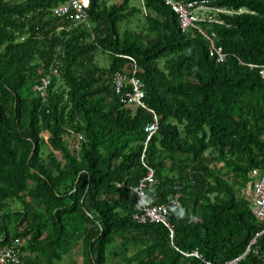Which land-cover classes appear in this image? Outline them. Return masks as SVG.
<instances>
[{
  "label": "trees",
  "instance_id": "1",
  "mask_svg": "<svg viewBox=\"0 0 264 264\" xmlns=\"http://www.w3.org/2000/svg\"><path fill=\"white\" fill-rule=\"evenodd\" d=\"M65 1L0 0V249L19 238L22 264H59L80 248L75 264L241 255L262 228L243 190L264 168V79L249 65L264 64V0H209L246 9L199 23L225 61L200 30H182L165 0H90L81 23L54 12ZM18 30L28 36L17 39ZM130 57L159 116L146 149L157 179L149 196L162 203L181 187L173 240L163 223L133 218L154 115L116 92L114 74L130 71ZM246 232L244 242L228 237ZM257 245L262 257L238 264H264V236ZM194 249L203 258L183 252Z\"/></svg>",
  "mask_w": 264,
  "mask_h": 264
},
{
  "label": "built area",
  "instance_id": "2",
  "mask_svg": "<svg viewBox=\"0 0 264 264\" xmlns=\"http://www.w3.org/2000/svg\"><path fill=\"white\" fill-rule=\"evenodd\" d=\"M165 2L177 13L180 26L184 32L190 31L191 29L200 30L211 40L210 54L215 56L218 61L226 60L228 54L222 47L215 45L213 37L207 34L200 27L199 23L201 21L223 23L224 20L217 17L219 13L231 15L239 14L246 11V9L234 10L226 7H217L212 5L209 0H165ZM89 3L90 0H66L64 3L58 5L54 9V12L59 16L67 15L76 22L81 23L88 20L89 14L87 6ZM130 58L132 63L129 65L128 69H130L131 72L117 71L114 74L116 92L119 94L123 102L136 107L146 108L154 115L153 120L148 122L145 126L147 138L145 141V149L142 154V162L146 168V172L139 182L133 187L137 198V209L133 214V218L139 223H163L169 228L170 237L173 240L175 236V228L171 218L173 213L181 206V187L180 185H176V191L170 195L167 201L162 203L153 202L149 196V190L154 187L157 179L156 168L146 159V149L149 141L159 130V116L154 109L150 108L146 104L144 82L136 75L138 71V64L133 57ZM249 65L252 68L257 67L260 75L264 79V64L250 63ZM45 83H47V80H45ZM40 88L44 89L45 85ZM253 174H258L259 176L253 182L252 201L250 207L256 219L262 224V228L251 238L246 250L241 255L226 260L224 264H238L241 259L246 257L251 252L259 257H262L257 243L264 236V168L262 170H255ZM20 242L21 240L17 238L13 242L12 246L10 245L0 249V264H22L18 251V245ZM183 252L186 256L203 258V254L198 249ZM208 263L220 264L215 262Z\"/></svg>",
  "mask_w": 264,
  "mask_h": 264
},
{
  "label": "rangeland",
  "instance_id": "3",
  "mask_svg": "<svg viewBox=\"0 0 264 264\" xmlns=\"http://www.w3.org/2000/svg\"><path fill=\"white\" fill-rule=\"evenodd\" d=\"M120 0H108L109 3H113V2H118ZM133 4L135 5H141V2L140 0H135V2L133 1ZM144 21V17H143V14H140V15H136L133 19H132V22H130V26H133V27H136L138 26V24H142ZM126 25V23L124 24V26ZM22 32L18 30L17 34L15 35V37L17 39H25L27 36H28V32ZM19 39V40H20ZM97 59H98V62L101 64V65H104L106 66L107 64L109 65L111 60L109 59V57L107 55H104V54H97ZM42 135L48 140L49 138V132L47 131H44L42 133ZM258 174H253L252 176V179L251 181L249 182L248 184V187L245 188L243 190V194H247V195H252V190H253V182L258 178ZM83 256V253H82V250L81 248L79 249V252L78 250L74 253H68L65 255L63 261H61L59 264H75V261H78L80 262L81 261V257Z\"/></svg>",
  "mask_w": 264,
  "mask_h": 264
},
{
  "label": "water",
  "instance_id": "4",
  "mask_svg": "<svg viewBox=\"0 0 264 264\" xmlns=\"http://www.w3.org/2000/svg\"><path fill=\"white\" fill-rule=\"evenodd\" d=\"M249 235H250V233L246 232V233L239 235V236L228 235V237L234 239L237 242H244L248 239Z\"/></svg>",
  "mask_w": 264,
  "mask_h": 264
},
{
  "label": "crops",
  "instance_id": "5",
  "mask_svg": "<svg viewBox=\"0 0 264 264\" xmlns=\"http://www.w3.org/2000/svg\"><path fill=\"white\" fill-rule=\"evenodd\" d=\"M252 196V195H251Z\"/></svg>",
  "mask_w": 264,
  "mask_h": 264
}]
</instances>
